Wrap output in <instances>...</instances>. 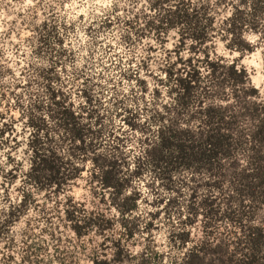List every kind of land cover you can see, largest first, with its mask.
Listing matches in <instances>:
<instances>
[{
    "label": "rangeland",
    "instance_id": "374dc122",
    "mask_svg": "<svg viewBox=\"0 0 264 264\" xmlns=\"http://www.w3.org/2000/svg\"><path fill=\"white\" fill-rule=\"evenodd\" d=\"M153 1L0 0L3 121L18 119V105L46 100L41 73L57 61L60 80L56 85L70 96L82 122L99 130L97 151L117 153L133 169L156 134L152 115L164 113V107L174 102L164 71L178 58L177 31L170 29L161 37L147 23H157L178 0L157 10L150 8ZM202 1L193 0L196 6ZM217 11V21L228 13L224 8ZM44 23L47 26L41 29ZM246 36L255 43V50L242 56L219 38L211 46L229 63L239 59L264 101V35L248 32ZM189 55L185 50L179 57ZM203 73L207 85L209 77ZM85 91L92 95V103L85 101ZM226 91L231 95L229 104L236 105L234 90ZM89 111L94 115H88ZM129 118L136 127L128 124ZM253 125L249 114L239 118L238 126L246 133ZM16 126L20 129L19 123ZM61 135L57 131L56 139ZM0 145V264H92L96 255L116 264H188L193 253L200 255L195 264H241L254 256L256 264H264V191L259 187L252 196L235 180L240 169L250 171L246 152L236 154L240 163L236 171L229 168L231 160L226 161L228 168L218 187L214 186L216 175L206 170L181 169L168 189L146 165L131 184V191L141 194L137 209L134 215L123 216L113 204L111 191L91 181L97 168L90 159L82 176L64 194L56 195L54 188L40 191L24 179L21 171L27 169V155L23 147L14 150L8 142ZM15 173L19 177L13 182ZM25 195L27 202L21 204ZM211 195H216L217 215L206 214L202 207L201 200ZM67 208L81 217L99 219L103 231L86 228L78 236ZM107 219L112 226H107ZM256 228L261 232L260 249L253 255L250 241ZM131 230L132 237L127 235ZM179 233L188 234L183 247L176 239ZM118 243L125 246L121 255L116 252Z\"/></svg>",
    "mask_w": 264,
    "mask_h": 264
},
{
    "label": "trees",
    "instance_id": "16d2710c",
    "mask_svg": "<svg viewBox=\"0 0 264 264\" xmlns=\"http://www.w3.org/2000/svg\"><path fill=\"white\" fill-rule=\"evenodd\" d=\"M167 2L170 0H154L150 8L157 10ZM219 8L227 9L228 13L217 21L215 13ZM147 25L161 37L168 30L176 29L178 42L175 52L178 58L164 71L166 81L172 85L170 92L174 94V102L164 107V113L152 115L157 129L144 156L135 160L134 168L129 169L117 153L97 151L101 145L99 130H92L82 122L81 113L75 109L70 96L56 85L60 80L59 63L54 61L41 73L47 85L45 101L18 105L20 115L16 120L3 121L6 117L0 112V143L8 142L14 150L23 147L27 155V169L24 172L20 170L24 179L40 191L54 188L56 195L64 194L66 188L82 176L90 159L97 168L91 175V181H97L102 188L110 190L119 214L130 216L134 215L141 196L139 192L131 191V184L136 176L140 178L146 165L152 167L155 178L168 189L175 183V175L181 169L206 170L216 175L214 186L218 187L228 168L226 161L231 160L229 168L236 171L240 164L236 154L242 151L247 154L250 171L240 169L235 180L238 185L249 189L252 196L259 187L264 191V101L239 59L229 63L211 46L219 38L231 52L236 51L241 56L253 52L255 43L246 35L248 32L264 35V0H203L198 6L193 0H178L169 6L157 23L149 21ZM46 26V23L42 24L41 29ZM44 29L47 33L48 30ZM45 40L44 33L40 41L44 43ZM185 50L192 55L183 59L179 56ZM197 52L202 55L195 59L193 54ZM203 70L209 77L207 85ZM227 88L234 90L232 97L236 105L229 104L231 95ZM84 94L85 101L92 103V95L88 91ZM206 100L210 103L202 105ZM246 113L254 121L248 133L238 126L239 118ZM88 115L93 116V111ZM127 122L136 127L130 118ZM16 123L20 124V129ZM57 131L62 133L59 139L55 137ZM20 135L22 139H19ZM66 142H69L67 147ZM18 177L19 174H13V182ZM201 201L206 214L217 215L216 195L206 196ZM26 202L27 195L22 196L21 204ZM65 212L78 236L86 228L103 231L99 219L81 217L75 209L67 208ZM107 221V226H112V220ZM122 224L126 228L125 222ZM259 231L256 228V233L251 235L253 255L260 249ZM127 235L132 237L134 233L131 230ZM176 236L180 245L185 246L188 234ZM116 248L118 255L125 250L120 243ZM199 257V253H193L186 263L195 264ZM92 264L116 263L96 255ZM241 264H256V257Z\"/></svg>",
    "mask_w": 264,
    "mask_h": 264
}]
</instances>
